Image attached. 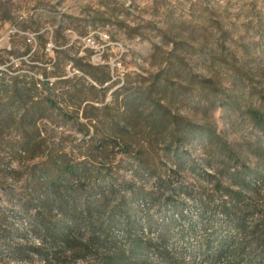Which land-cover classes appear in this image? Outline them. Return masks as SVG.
<instances>
[{
  "label": "rangeland",
  "instance_id": "1",
  "mask_svg": "<svg viewBox=\"0 0 264 264\" xmlns=\"http://www.w3.org/2000/svg\"><path fill=\"white\" fill-rule=\"evenodd\" d=\"M1 61L0 90L36 83L34 95L42 98L47 69L57 107L42 118L53 143L46 153L74 169L55 177L71 188L62 199L106 203L100 211L116 244H102L101 230L76 225L72 204L43 207L47 192L33 194L31 187L39 177L32 166L44 158L18 159L13 137L14 150L4 148L0 162V264H128L122 255L128 225L157 241L163 225L178 216V202L199 233L221 226L226 190L241 193L249 229L260 224L263 236L264 120L257 123L249 110L264 118V0H0ZM90 72L110 76L103 86L110 87L111 105L93 112L99 121L91 134L108 138V127L122 118L115 90L129 86L133 98L157 86L166 88L178 141L168 148L138 128L131 153L119 147L91 152L80 127L88 123L84 105H77L98 96L86 86H102ZM136 115L142 120L148 112ZM110 208L117 209L111 219Z\"/></svg>",
  "mask_w": 264,
  "mask_h": 264
},
{
  "label": "trees",
  "instance_id": "2",
  "mask_svg": "<svg viewBox=\"0 0 264 264\" xmlns=\"http://www.w3.org/2000/svg\"><path fill=\"white\" fill-rule=\"evenodd\" d=\"M47 42H42L41 47H45ZM5 65V61L0 62ZM76 67L83 69L80 64ZM46 80L44 88L48 96L45 98L34 95L39 90V86H2L0 90V162L6 159L2 150H14L15 140L18 138V159L43 157L41 165H33L32 170L38 175L37 181L31 187V193L37 194L39 191H46L47 195L42 198L43 207H50L56 203L61 210H65L68 204L74 207V219L76 225H85L94 231L101 230L105 245L116 244L108 236L109 222L102 218L100 209L109 208L105 203L100 206L97 200H85L81 202L76 197L64 202L62 196L68 193L71 188L66 184L63 186L55 181L56 175L73 172L74 169L68 164H60L53 153H46L53 147L51 136L44 130L42 124L43 117H51L50 110L57 107L51 93L56 86H50L49 73L45 69ZM96 83L102 86H86L92 94L97 97L82 98L77 101V105L82 107L83 117L88 120L87 124L80 123V127L85 129L86 137H89L90 151L93 153H105L109 147H119L124 152L131 153L134 150L132 132L139 129L146 131L149 140L153 138L158 141L162 139L166 147L171 148L178 141L176 132V120L166 104V88L152 86L150 89L138 90L132 98L129 86H121L112 93L115 104H120L124 110L120 120L112 122L108 127V138H100L99 131L91 134V129L98 127L99 118L94 111L102 112L110 109L111 105L106 102L109 86H103L110 81V76L106 73L103 76H95L90 72ZM57 76H64L58 74ZM59 82H53L57 84ZM79 94V93H77ZM162 100H157V97ZM101 104L102 106L98 105ZM148 112V116L142 120L137 113ZM249 114L257 123H262L264 118L260 111L250 109ZM141 120V121H140ZM113 139V143L112 140ZM145 154L141 146L137 151L139 161L143 160ZM7 156L13 157V154ZM18 171L13 170V175ZM229 201L221 206V211L225 221L221 226L212 229L204 228L200 233L198 226L184 214L183 206L174 202V215L170 222L163 225V231L157 241L151 237H146L138 233L132 226H127V249L123 252V257L128 264H150L154 258H159L161 264H190L188 258L194 263L191 264H264V233L259 235L260 224L254 225L250 230L247 225L248 214L243 210L241 203L245 198L240 192L226 190ZM71 206V205H70ZM116 208H110L109 218H114ZM183 221H188L183 226ZM186 224V223H185ZM184 224V225H185ZM181 225V226H180ZM179 226V228H178ZM176 230V232H174ZM47 233L52 235V229L47 228ZM241 234V236H238ZM56 235V234H55ZM54 235V237H55ZM94 237L91 238L93 241ZM173 239H176L173 242ZM65 243L70 244V238L63 237ZM174 243V244H173ZM173 244L170 249L169 245Z\"/></svg>",
  "mask_w": 264,
  "mask_h": 264
}]
</instances>
